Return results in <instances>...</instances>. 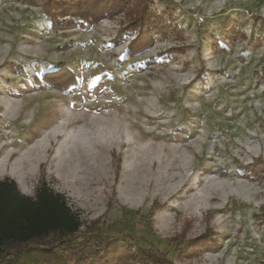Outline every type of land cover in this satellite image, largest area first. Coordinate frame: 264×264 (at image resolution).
I'll list each match as a JSON object with an SVG mask.
<instances>
[{"label": "rangeland", "instance_id": "374dc122", "mask_svg": "<svg viewBox=\"0 0 264 264\" xmlns=\"http://www.w3.org/2000/svg\"><path fill=\"white\" fill-rule=\"evenodd\" d=\"M145 1L179 34L151 29L128 54L140 0L83 26L0 0V180L27 196L44 181L80 216L79 239L264 264V170L246 169L264 160V0ZM55 69L73 83L41 79Z\"/></svg>", "mask_w": 264, "mask_h": 264}, {"label": "trees", "instance_id": "16d2710c", "mask_svg": "<svg viewBox=\"0 0 264 264\" xmlns=\"http://www.w3.org/2000/svg\"><path fill=\"white\" fill-rule=\"evenodd\" d=\"M39 1L53 25L58 24V14H71L79 19L77 25L83 26L122 12L129 0ZM140 1L143 6L139 9V16H135L127 29L137 33L129 45L128 54L139 51V45L142 48L145 46L150 37L149 30L161 35L179 34V30L155 16L145 0ZM216 49L222 51L218 46ZM66 72L61 69L44 72L41 79L59 87L60 77L66 79L65 83L71 77L67 78ZM70 81L73 83V77ZM246 169L251 173L262 171L264 160L255 161ZM81 227L78 213L71 209L64 196L53 191L44 181L36 187L33 196H27L20 192L13 180H0V264H27L30 259L37 264H172L152 246L145 248L138 245L134 250L127 246L113 249L109 238L95 232L79 239ZM212 244L203 241L182 249L187 253L201 245L205 251H210L214 247ZM180 246V243L175 245L176 249Z\"/></svg>", "mask_w": 264, "mask_h": 264}]
</instances>
